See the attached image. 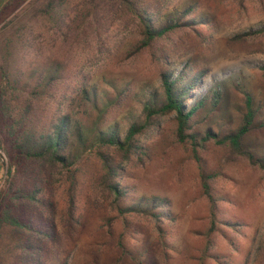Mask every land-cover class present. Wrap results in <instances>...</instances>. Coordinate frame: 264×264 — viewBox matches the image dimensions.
Here are the masks:
<instances>
[{
    "label": "rangeland",
    "instance_id": "374dc122",
    "mask_svg": "<svg viewBox=\"0 0 264 264\" xmlns=\"http://www.w3.org/2000/svg\"><path fill=\"white\" fill-rule=\"evenodd\" d=\"M147 2L161 16L195 2L192 18L202 15L210 22L209 26L194 22L160 42L165 68L174 76L185 69L201 74L185 100L188 109L206 99L189 131L195 133V141L177 142L176 114L170 112L157 117L139 136V148L146 155L139 159L138 153L122 164L118 183L130 192L127 203L164 200L166 214L161 218L120 212L114 196L95 188L84 175L74 212L80 223L65 233L69 220L66 197L55 174L51 185H45V197L52 202V211L45 215L55 225L59 243L51 246L47 242V264H264V73L259 70L264 65V33L234 39L250 29L264 28V0ZM101 16L100 36L85 50L81 48L84 52H75L72 64H84L91 84L103 88L106 83L129 85L126 106L110 119L122 136L140 111V100L133 97L158 87V66L147 53L123 60L122 52L138 38V31L121 13L106 9ZM46 27L50 28L48 22H40L34 30ZM35 62L27 57L23 66L28 69ZM216 88L222 99L211 108L210 95ZM239 89L251 94L257 111L240 145V150L253 156L252 162L228 142L220 143L241 122L244 96ZM207 131L211 135L204 139ZM0 154L1 162L9 164V157ZM202 175L211 176L214 205L202 190Z\"/></svg>",
    "mask_w": 264,
    "mask_h": 264
},
{
    "label": "trees",
    "instance_id": "16d2710c",
    "mask_svg": "<svg viewBox=\"0 0 264 264\" xmlns=\"http://www.w3.org/2000/svg\"><path fill=\"white\" fill-rule=\"evenodd\" d=\"M25 2L0 0V153L10 161L7 165L1 162L0 154V264H47V242L51 246L59 243L55 225L45 215L52 211L50 197H45V185H51L55 174L66 197L69 220L64 225L65 233L73 232L80 223L74 212L78 209L80 178L84 175L91 178L95 188L114 196L113 202L120 212L164 216V200L127 203L130 192L118 183L122 164L138 153L139 159L146 155L139 148V136L157 117L170 112L176 114L177 142H194L196 135L189 131L206 104L203 98L185 108V100L201 74L185 69L174 76L165 68L160 44L170 33L191 27L194 22L209 26V20L202 15L197 20L192 18L197 9L195 2L180 5L163 16L147 0ZM106 9L130 18L138 31V38L127 45L122 59L147 53L158 66V87L133 97L139 98L140 111L128 122L122 136L110 125V119L126 106L129 85L106 83L107 88H103L91 84L84 64H72L75 52L85 50L92 39L100 36L99 27L104 22L101 12ZM40 22H48L50 28L34 30ZM263 33L264 28L250 29L234 39ZM82 49L80 53L84 52ZM27 57L36 62L25 69ZM259 70L264 73V65ZM239 90L244 96L241 122L220 143L228 142L252 162L253 156L240 150V145L257 111L251 94L246 89ZM221 99L222 93L216 88L210 95V107H216ZM210 135L207 131L204 139ZM210 179L211 176H201L202 190L214 205Z\"/></svg>",
    "mask_w": 264,
    "mask_h": 264
}]
</instances>
